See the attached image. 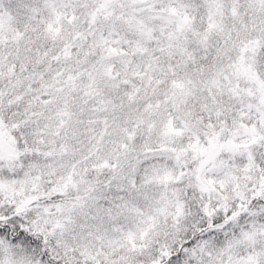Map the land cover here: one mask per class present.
<instances>
[{
    "label": "snow or ice",
    "instance_id": "snow-or-ice-1",
    "mask_svg": "<svg viewBox=\"0 0 264 264\" xmlns=\"http://www.w3.org/2000/svg\"><path fill=\"white\" fill-rule=\"evenodd\" d=\"M0 264H264V0H0Z\"/></svg>",
    "mask_w": 264,
    "mask_h": 264
}]
</instances>
